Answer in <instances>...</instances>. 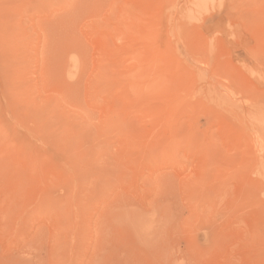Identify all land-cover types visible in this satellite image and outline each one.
Here are the masks:
<instances>
[{"label": "rangeland", "instance_id": "obj_1", "mask_svg": "<svg viewBox=\"0 0 264 264\" xmlns=\"http://www.w3.org/2000/svg\"><path fill=\"white\" fill-rule=\"evenodd\" d=\"M0 264H264V0H0Z\"/></svg>", "mask_w": 264, "mask_h": 264}, {"label": "bare ground", "instance_id": "obj_2", "mask_svg": "<svg viewBox=\"0 0 264 264\" xmlns=\"http://www.w3.org/2000/svg\"><path fill=\"white\" fill-rule=\"evenodd\" d=\"M73 55H74V54H73ZM73 55H72V57H73ZM74 57H75V56H74ZM73 59H74V58H73ZM77 60H78V59H77ZM77 60H76V61H77ZM74 62H75V61H74ZM69 66H70V65H69ZM75 66H76V65H74V64H71V69H73V67H75ZM76 67H77V66H76ZM77 68H78V67H77ZM71 69H70V70H71ZM73 70H74V69H73ZM77 70H78V69H77ZM143 225H144V224H143ZM140 230H141V229H140ZM141 232L143 233V237H144V236L146 237V234L144 233V232H145V230H144V229H142V230H141ZM146 238H147V237H146Z\"/></svg>", "mask_w": 264, "mask_h": 264}]
</instances>
